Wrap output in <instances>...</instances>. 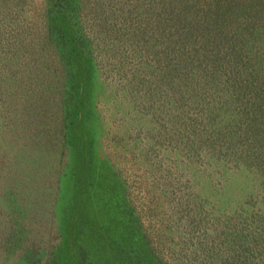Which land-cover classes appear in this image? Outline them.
I'll return each mask as SVG.
<instances>
[{
    "label": "rangeland",
    "instance_id": "374dc122",
    "mask_svg": "<svg viewBox=\"0 0 264 264\" xmlns=\"http://www.w3.org/2000/svg\"><path fill=\"white\" fill-rule=\"evenodd\" d=\"M156 1L58 0L69 66L48 55L57 0H0V208L13 210L0 218V264H264V176L234 191L231 171L207 163L224 143L189 147L226 118L200 117L212 94L192 98L193 81L171 93ZM19 102L44 142L11 125Z\"/></svg>",
    "mask_w": 264,
    "mask_h": 264
},
{
    "label": "trees",
    "instance_id": "16d2710c",
    "mask_svg": "<svg viewBox=\"0 0 264 264\" xmlns=\"http://www.w3.org/2000/svg\"><path fill=\"white\" fill-rule=\"evenodd\" d=\"M140 1L137 7L142 9L143 0ZM257 2L258 5L254 6L260 9L247 6L243 0H157L153 4V11L149 12L155 16L159 34L162 35L159 39L167 44L168 52L171 51L169 54L163 53L162 57L174 61L170 62L173 68L165 71L166 79L175 83L171 85V93L180 95L184 85H190L193 81L191 86L195 88L192 92H196L191 95L192 98L195 94H212V104L206 106L204 103L200 117L209 118V113L215 110L217 122L220 121L219 117L226 118L225 125L213 122L205 127L206 132L196 133L198 142H189L192 144L189 147L201 150L210 141L214 142L211 145L224 143L226 149L221 152L222 156L217 158L213 155L215 159L208 158L207 163H215L213 170L218 165L221 170L231 171L233 180L232 184L229 183L234 191L239 189L241 183L237 179L245 180L246 186L251 185L253 178L250 172H258L259 177L264 176V0ZM61 3L58 0L54 2L52 14H49V29L57 37L47 40L48 55L53 64H59L62 60L65 65L71 66L73 53L69 51L71 48H66L64 42L69 39L66 36L68 21L65 13L59 10L63 8ZM139 12L142 19L143 11ZM245 33L249 35L242 36ZM79 41L83 46L82 36H79ZM69 69L62 71L65 78L62 90L68 101L74 96L75 89V75ZM174 79H179L178 85ZM177 86L181 87L180 93L176 90ZM15 96L16 93L13 98L18 102V95ZM19 107L15 108L11 125L18 124L21 132L29 134L28 131L35 129L33 109L29 112L32 103L19 102ZM65 115L69 120L65 130L69 145V141H72L70 125H75L71 121L76 118L68 108L65 109ZM28 118L29 121L26 122ZM39 127L42 129V125ZM34 135L41 138L43 132L36 129ZM5 151L10 152L6 149ZM225 153L230 160L227 157L222 160ZM227 171L222 172L228 173ZM260 179L264 180L261 177ZM10 207L11 205L0 208L1 213L3 212L0 218H6L13 213ZM9 222L13 220L10 219ZM1 225L8 228L5 223ZM10 236L15 237L12 232ZM53 264H57L56 261Z\"/></svg>",
    "mask_w": 264,
    "mask_h": 264
}]
</instances>
